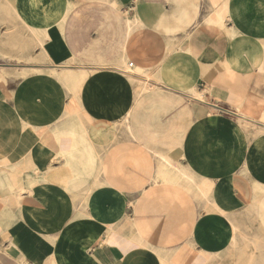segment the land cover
<instances>
[{
  "label": "crops",
  "instance_id": "obj_1",
  "mask_svg": "<svg viewBox=\"0 0 264 264\" xmlns=\"http://www.w3.org/2000/svg\"><path fill=\"white\" fill-rule=\"evenodd\" d=\"M0 264H264V0H0Z\"/></svg>",
  "mask_w": 264,
  "mask_h": 264
},
{
  "label": "bare ground",
  "instance_id": "obj_2",
  "mask_svg": "<svg viewBox=\"0 0 264 264\" xmlns=\"http://www.w3.org/2000/svg\"><path fill=\"white\" fill-rule=\"evenodd\" d=\"M9 18H10V16H9ZM102 70H111V71H114L115 73L119 74L122 77L129 76L130 78L135 80V78H133V75H134V73H136V71L132 70L130 67L127 66L124 57H120L116 62L107 64V66L102 68ZM145 77L149 78L148 76H145ZM85 78H86L85 72H79L78 74L68 73V74L63 76L62 81H63L64 84H66V85H68L70 87L71 93H73V95H75L77 93V90L80 88L81 84L85 80ZM135 82H137V80H135ZM124 122H125V118H124ZM123 126H124V124H123ZM121 129H122V127H121Z\"/></svg>",
  "mask_w": 264,
  "mask_h": 264
},
{
  "label": "built area",
  "instance_id": "obj_3",
  "mask_svg": "<svg viewBox=\"0 0 264 264\" xmlns=\"http://www.w3.org/2000/svg\"><path fill=\"white\" fill-rule=\"evenodd\" d=\"M133 65H132V63H129V67H132Z\"/></svg>",
  "mask_w": 264,
  "mask_h": 264
}]
</instances>
